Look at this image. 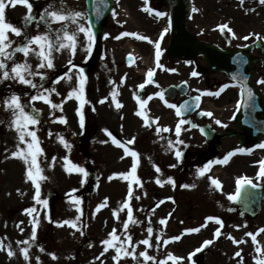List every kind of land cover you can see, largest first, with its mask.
Segmentation results:
<instances>
[{
	"label": "rangeland",
	"instance_id": "1",
	"mask_svg": "<svg viewBox=\"0 0 264 264\" xmlns=\"http://www.w3.org/2000/svg\"><path fill=\"white\" fill-rule=\"evenodd\" d=\"M114 1L112 11L105 20L103 33L95 35V43L90 55L85 52L88 47L87 38L80 33L74 56L69 50L53 51L52 69L39 68L41 60L34 53L26 57L22 52H17L10 60H3V57H0V60L7 65L6 69L0 70V122H3L0 123V241L5 246L4 250L0 251V264H116L113 259L116 254L115 249L109 248L105 252L103 244L104 240L111 239L110 234L113 230L120 240L125 242L124 246L129 252L135 248L137 257V260L132 259L131 255L124 257L119 264H138V262L159 264L166 255V252H162L159 248L163 227L159 221L163 219L166 209H176L177 215L179 211L181 214L182 209H187V206L192 209L191 214L180 215L182 216L179 218L180 223L173 221L174 210V215H171L170 219L172 221L167 225V235L174 229L172 226H178L180 230L181 227L202 225L203 215L205 216L206 213H196L197 209L193 210V207L203 204L213 195L225 201L224 193L227 188L232 190L230 180L228 182V179H225L226 189L218 191L212 185L211 179H219L223 174L227 176L238 174L248 169V163L264 157V149L258 147L261 137L250 142L246 140L244 143L239 139V136L245 138L248 134L237 125L238 108L234 103L238 99V92L235 87H227L225 92L222 94L220 92V85L223 82L230 86L231 80L228 75L208 69L205 59L200 55L190 61L175 59L169 51L171 38L169 33L166 32L163 39H160L161 34L164 33L163 29L166 28V17L170 11L167 1L148 0L147 5L144 0H119V3L117 0ZM252 1L259 3V0H244L241 6L239 0H193L196 11L187 22L188 29L198 35L201 41L214 42L225 48L237 47L243 43L238 37L251 33L246 29L249 23H251L249 27H253L254 30L264 28V5L259 3L260 7L254 9ZM5 2L7 3V0ZM30 3L34 17L31 21H25L24 17L28 12L20 4L5 9L6 21L19 28L22 33L19 37L8 33V39L12 41V47L7 49L8 52H13L16 47H23L27 39L36 35H47L55 44L56 33L62 25L52 23L47 17L44 20L40 19L41 13L50 4L54 5L55 10H60L63 5L65 12L80 11L86 17L88 15L84 0H30ZM247 4L251 6L249 9L246 8ZM146 6L152 8L153 13L162 12L166 15L164 17L149 15L142 10ZM83 22L85 24V20L80 21ZM223 24H227L232 29L235 39L227 30L223 33L220 31L219 26ZM74 27L75 25H70V28ZM132 31L143 32V37H146L144 40L132 37L133 44H131L147 57L148 64L143 67L146 68V72L154 70L155 78L151 84L147 83V76L139 72L138 68L142 67L141 59L138 62L140 66L137 67H130L125 61L129 49L125 47L128 40L123 33ZM254 34L255 32L252 34L255 37L257 34ZM105 36L108 38L105 39ZM118 36L121 38L116 39ZM156 42L160 43L162 53L159 68L156 67V62L152 61L155 58ZM32 47L39 51L35 45ZM23 63L31 65L34 74L25 75L37 85L36 88L20 84L17 80L3 79V71L7 70L11 75V68L15 64ZM85 67H88L85 73L87 103L81 108L78 100L74 97L68 99V96L69 93L79 89L78 69ZM193 72L196 73L195 76L192 75ZM258 74L255 75V82L256 77H259ZM41 76L45 79H41ZM61 76H65L66 79L56 83ZM67 76H71L72 79L68 80ZM183 80L190 84L191 94L204 97V109L207 107L215 110L211 111L212 118L206 116L197 118L195 115L187 117L186 120L191 123L183 126L179 137L184 144H176L173 149H169L168 141L177 139L172 131L173 127H176L177 117L172 111L155 102L154 98H159L160 87ZM141 84H145V87L152 85L147 89L151 99H147L143 110L137 103L136 96ZM52 89L55 91H50ZM114 91L118 93L115 102L112 98ZM260 91L264 95V86L260 87ZM204 92H220V95L205 96L202 95ZM38 94L47 96L51 103L61 107L54 109L51 104H45L42 100L31 101L30 98ZM12 95L20 97L25 111L29 112L31 106L42 110L43 117L39 120L40 123L29 126V130L36 131L44 153L43 156L38 157V163L44 170L42 175L47 177L40 182V198L48 200L47 209L42 204H36L35 186L27 180V168L24 163L19 159L11 158L19 143L18 134L11 125L12 112L5 110V101ZM102 100L104 103H100ZM116 102L122 107L117 109ZM138 111H143V118L136 115ZM78 112H82L84 116L83 129L80 128ZM61 118L67 123H59ZM145 119H149L148 126H145ZM215 120H220L221 124L227 127L217 125ZM192 124L196 127H192ZM204 125H210L219 135L220 149L216 151L218 155L234 152L242 146L248 147L250 154L245 157H235L234 162L222 170L221 174L211 175L207 172L201 177L198 170L204 166L198 159L206 158L203 157L205 149L215 152L211 142L206 140L200 131ZM164 127L169 128L170 131L157 134L156 129ZM106 132L111 133V136ZM112 136L115 139L117 136L129 151L136 152L139 157L136 174L141 184L132 185L133 196L130 200L125 193L129 181L123 177L131 171L133 157L127 156L124 148L117 147L112 142ZM60 137L71 145L70 150L59 142ZM133 138L134 143H127ZM20 147L23 148L25 145ZM176 149L182 152L185 150L184 156L179 161L175 157ZM65 157L72 164L82 167L86 173L90 169L97 171V188L94 194L84 193L87 175L75 170L65 171L67 167L64 163ZM157 167L160 172L156 171ZM172 173L177 175V180ZM173 177L175 185L168 184L167 181L174 179ZM157 180L161 183L158 184ZM175 190L178 194L177 206L164 208L158 205L161 196L171 195ZM74 200H79L80 203L74 204ZM105 201L107 205L97 211ZM124 203H129L133 218L137 221L135 225H129L127 233L123 224L127 221L128 210H121ZM219 204L222 206L223 203ZM31 207H35L37 212L28 216L25 210ZM77 208L80 211H77ZM208 208H213V204L210 203ZM36 218L39 219L37 238L32 241L31 221ZM65 220L76 223L80 231L68 225L57 226L63 224ZM148 227L153 229L151 237L147 232ZM127 235L132 237L131 248L125 241ZM202 236L204 234L186 241L184 244L191 242V245H186L183 250L197 244ZM143 239H150L151 247L146 248L145 245L140 244L139 241ZM25 240L29 241L27 245L18 243ZM9 245L11 251L15 253L11 258L7 255ZM22 248L29 250L28 261L23 258ZM144 251L153 256L154 261L145 262L139 255ZM212 253H215L210 257L212 264L220 263L217 260L218 252ZM53 255L57 259L53 260ZM179 262L187 264L185 258L180 259Z\"/></svg>",
	"mask_w": 264,
	"mask_h": 264
},
{
	"label": "snow or ice",
	"instance_id": "2",
	"mask_svg": "<svg viewBox=\"0 0 264 264\" xmlns=\"http://www.w3.org/2000/svg\"><path fill=\"white\" fill-rule=\"evenodd\" d=\"M241 6L244 4V0H239ZM117 3H119V0H117ZM145 5L148 4V0H144ZM259 3L261 5H264V0H259ZM17 4H20L22 6H24L27 9L28 15H26L24 17L25 21H31L32 19H34V17L32 16V4L30 3V0H7V3L5 2V0H0V57H3V60H10L12 59L13 55L17 52H22L26 57L30 54V53H34L38 58H40L41 63L39 64V68L43 69V68H48V69H52L54 67L53 64V56L52 53L53 51H61V50H69L70 53L74 56L76 51H77V45H78V35L80 33H83L84 36L87 38V42H88V47L85 49V52L87 54H91L92 52V46L95 43V34L93 33L92 30V26L89 23L87 26H85V24L80 23V21H84L86 20V16L83 12L80 11H68L65 12L63 9V5L61 6L60 10H55L54 5L50 4L47 8L44 9L43 13H41L40 15V19L44 20L46 17L52 22V23H57V24H61L62 27L61 29L56 33L55 36V44L52 42V40L49 39V36L47 35H36L35 37L29 38L26 40L25 44L23 47H16L14 49L13 52H8L7 49L12 47V41H10L8 39V33H12L15 36L19 37L22 33L21 30L17 27H15L13 24H11L10 22L6 21V16H5V9L9 6L11 7H16ZM104 7L107 8V4H104ZM144 12L148 13L149 15L154 14L156 17H164L166 14L162 13V12H155L153 13V9L150 7H144L142 9ZM193 11L195 12L196 9L193 8ZM251 11H254V9H251ZM96 14L97 17H99L100 15V8L97 7L96 8ZM113 15L115 16V13H113ZM70 25H75L74 28H70ZM220 31L223 33L225 30H227L228 33H232V38L235 39V34L233 33L232 29L227 25V24H223L220 25ZM168 29H165V32L161 34L160 39H163V35L167 32ZM129 35H134L136 39L138 40H144L146 39V37L140 36V35H136V34H130L128 32L123 33V36H129ZM255 35V34H254ZM108 37L105 36V39H107ZM121 37H116V39H120ZM251 37L250 36H245L243 37L244 40H249ZM255 39L256 40H264V37H261L259 35H255ZM149 43H152L151 40H148ZM35 45L39 51H36L32 46ZM161 46L159 42L155 43V60H156V67L159 68L161 67L160 65V57H161V50H160ZM247 63L246 60L244 61H240L238 60L237 63ZM69 63H71V61H69ZM7 65L0 60V70L2 69H6ZM33 75L34 73L32 72L31 69V65H29L28 63H23V64H15L14 67L11 68V75L9 73V71L5 70L3 71V79L4 80H8V79H12V80H17L20 84L23 85H28L32 88H36L37 85L34 84L30 79L26 78V75ZM155 75L154 70H149L147 72V83L151 84L153 83V77ZM193 76L196 75L195 72L192 73ZM238 77L237 76H233L232 79L236 80ZM41 79H45L44 76H41ZM66 77L65 76H61L56 83H59L61 80H65ZM68 80H71L72 77L71 76H67ZM78 79H79V89L78 90H74L73 92L69 93L68 99H72L73 97L78 100L80 102V107L83 108V106L87 103V100L85 99V84L87 82V77L84 74V69L80 68L78 69ZM240 83H241V92L242 95L246 94L247 99L248 100H252L253 99V92L250 88L247 87V77H240ZM257 83L264 85V79L259 80ZM42 87V86H41ZM140 89L143 90L145 87V84H141ZM229 87V85H225L224 88H221L220 92L224 91L225 88ZM45 91H49V90H45ZM50 91H55V89H52ZM220 92H204L202 93V95L205 96H219ZM118 93H116L115 91L112 93V98L113 101L115 102L116 100V96ZM159 95V99L164 101L165 97L164 94L158 93ZM31 101H35V100H42L45 104H51L52 108H60V105L57 104H53L51 103L50 99L43 95V94H38L36 96H32ZM149 99H151V97H149ZM201 102V96L198 95L195 97V107H199ZM100 103H104V101H100ZM137 103L140 105L141 109L143 110L146 106L147 101H142L139 99V97H137ZM165 103L167 104V107L170 109H175L176 110V115L178 117H181L183 112H187L189 110V106L187 104H185L183 106V109L181 108H177L176 105L174 104H170L167 103L165 101ZM122 105L118 102H116V108L119 109L121 108ZM5 110H11L12 112V116L13 119L11 120V125L14 126L15 131L18 134V138H19V143L17 144V150L15 152L12 153V157L11 158H15V159H19L21 160L24 165L27 168L26 171V177L28 181H31L32 184L35 186V202L36 204H42L44 206L45 209H47L48 207V200L44 199L42 200L41 197V181H44L47 179L46 176L42 175L43 173V169L40 167L39 163H38V157L43 156V149L40 147V141L37 137L36 131H30L29 130V126H35L37 124L40 123V121L33 115L29 114V112L25 111V106H23L20 102V97L17 95H12L9 99H7L5 101ZM33 111H35V109H33ZM78 115L80 116V128L83 129L84 128V116L82 112H78ZM137 116H140L143 118V111H138L136 112ZM200 115L202 116H206L209 118L213 117V113L211 112H201ZM56 122V121H54ZM59 123L61 124H65L67 123V121L63 118H61L59 121ZM3 123V122H0ZM191 121L186 120V119H180L179 122L177 123L176 127H175V136L177 137L176 141H168V148L169 149H173L174 146L176 144H184V142L182 140L179 139V137L181 136V131L182 128L185 124H190ZM215 123L217 125H221L222 127H227V125H222L220 120H215ZM145 126H148V121L145 120ZM192 127H196L195 124H192ZM157 134H159L160 132H169L170 129L167 127L164 128H157L156 129ZM201 131H203V129H201ZM107 135L111 136V133H107ZM26 138H30V139H26ZM59 142L64 145L65 148L69 149L71 148V145L68 144L63 137L59 138ZM112 142L117 146V147H121L124 148L125 154L129 155L131 157H133V166L131 168V171L125 175L123 178L129 181V186H128V198L129 200L132 198L133 196V188L132 185L136 184V185H140L141 181L140 179L137 177V167L139 165V157L138 154L134 151H129V149L127 147L124 146V144H122L119 140H116L115 137H112ZM127 143H134V138L133 140L128 141ZM20 145H25V147L21 148ZM186 146V145H185ZM259 148L264 149V143L259 144L258 145ZM238 152L241 154H250V151H247L243 148L238 149ZM237 154V152H229L222 160H218L215 161L214 163L216 164H224L226 165L231 157L235 156ZM175 157L176 159L179 161L182 157H183V152L176 149L175 150ZM65 165L67 166L65 168V171H73L75 170L76 172L82 174V175H87V173L85 172V170L82 167H79L75 164H72L70 160L67 159V157H65L64 160ZM173 167H175V165H173ZM211 169V165H206L204 168H201L198 170L199 175L201 177L205 176L207 172H209ZM157 172H160V169L157 167L156 168ZM258 178H264V161L260 162V172H259V176ZM111 179V178H110ZM157 183H161V181L157 180ZM168 184H173L174 185V181L169 179L167 181ZM211 183L212 185L217 188L220 189L221 188V183L219 180L217 179H211ZM237 187H236V195L235 196H228V199L230 201L235 202L239 196V193L241 191V189L245 186V185H251L252 187H255L256 185L252 184V181L250 179H248L247 177H243L241 179H238L236 181ZM184 187H188V185H184ZM136 199H139V197H136ZM74 204H79L80 201L79 200H74L73 201ZM107 205V201H105L104 204L100 205L97 208V211L100 210V208L105 207ZM123 209H127V221L124 222L123 224V228L125 230V233H127L128 229H129V225H135L137 223V221L133 218V213H132V209L129 205V203H124L123 205ZM77 211H80L79 208H77ZM37 212V209L35 207H31L25 210V214L28 216H32L34 213ZM114 215H116V213H114ZM208 220H214V222L217 225H220L221 227H223V223L220 219L218 218H213V217H209L207 218ZM77 220H79V217H77ZM51 222V221H50ZM32 223V232H31V240L35 241L37 238V227L39 225V219H33L31 221ZM159 223L161 225H166L167 221L166 220H160ZM64 225H68L70 228H75L77 231H80V229L77 227V224L68 220H65L63 222V224L57 225L58 227H63ZM206 226V225H205ZM189 231L192 232H199L200 229L196 228V229H191ZM147 232L149 237H151L153 229L151 227L147 228ZM260 233H264V228L259 229L255 234L253 233H247L248 236L251 237L253 244H258L256 237L258 235H260ZM81 235H83V233L81 232ZM221 235L219 229L216 231L215 236L219 237ZM111 239H106L103 241V244L105 245V249L104 251L107 252L109 248H114L115 249V256L113 257V259L116 261V264H119L120 260L124 257H128V256H132V259L137 260V257L135 255V248H132V251L129 252L128 248H125L124 241L120 240V237L116 235L115 230H113V232L110 234ZM175 240H179L180 237H175ZM228 239H232L233 243H244L243 240L240 241H236L234 240L231 236L228 237ZM125 241L128 244V247L131 248V242H132V237L130 235H127L125 237ZM18 243H23L25 245H27L29 243V241L25 240L22 242H18ZM140 244L145 245L147 247H151L150 241L149 239H143L141 241H139ZM165 243H169V241H165ZM213 243V241L209 240V241H205L203 247L207 248L208 246H210ZM8 247V251H7V255L9 258L13 257L15 255V253L13 251H11L10 249V245L7 246ZM5 248V246L3 245V242L0 241V251H3ZM202 249H197L196 251L199 252ZM41 251H43V249H41ZM256 252L258 254V258L255 259V264H264V258H261V254H262V249L257 246L256 247ZM21 253L23 254V258L25 261L29 260V250L28 248H22L21 249ZM141 257H143V260L145 262L148 261H154V257L149 255L147 253V251L141 252L139 254ZM196 252H193L191 254V256H189L188 259H191L192 256H195ZM236 257H240V264H243V257L241 255L240 251H237L235 253ZM37 261L39 262V257L36 258ZM52 259L55 260L57 259V257L55 255L52 256ZM171 260L173 262V264H180L179 259L171 254L168 255L167 259L159 261V264H168V261ZM139 264V262H138Z\"/></svg>",
	"mask_w": 264,
	"mask_h": 264
},
{
	"label": "water",
	"instance_id": "3",
	"mask_svg": "<svg viewBox=\"0 0 264 264\" xmlns=\"http://www.w3.org/2000/svg\"><path fill=\"white\" fill-rule=\"evenodd\" d=\"M173 5V43L172 52L176 57L189 58L196 51H204L196 42V37L188 35L185 31V19L189 13L188 0H171ZM229 69V68H228ZM231 70V69H229ZM186 89H183L184 92Z\"/></svg>",
	"mask_w": 264,
	"mask_h": 264
},
{
	"label": "bare ground",
	"instance_id": "4",
	"mask_svg": "<svg viewBox=\"0 0 264 264\" xmlns=\"http://www.w3.org/2000/svg\"><path fill=\"white\" fill-rule=\"evenodd\" d=\"M143 62L144 63H147V59L143 57Z\"/></svg>",
	"mask_w": 264,
	"mask_h": 264
}]
</instances>
